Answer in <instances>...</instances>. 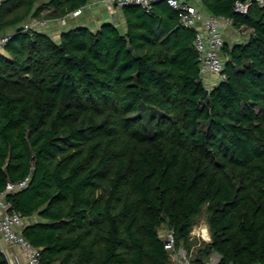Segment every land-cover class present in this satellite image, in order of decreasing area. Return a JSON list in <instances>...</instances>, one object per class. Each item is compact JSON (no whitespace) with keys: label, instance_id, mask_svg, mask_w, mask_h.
<instances>
[{"label":"trees","instance_id":"trees-1","mask_svg":"<svg viewBox=\"0 0 264 264\" xmlns=\"http://www.w3.org/2000/svg\"><path fill=\"white\" fill-rule=\"evenodd\" d=\"M87 1L0 0V191L29 177L5 195L38 217L23 236L44 264H175L160 228L188 251L205 207L195 264H264V2L198 0L250 29L209 88L195 28L166 1L120 7L123 28L24 29Z\"/></svg>","mask_w":264,"mask_h":264},{"label":"built area","instance_id":"built-area-1","mask_svg":"<svg viewBox=\"0 0 264 264\" xmlns=\"http://www.w3.org/2000/svg\"><path fill=\"white\" fill-rule=\"evenodd\" d=\"M160 1H166L170 7L177 11L180 24L195 28L194 46L200 62V71L206 74H216L218 78L224 79L221 49L225 43L224 32L233 27L231 18L206 13L200 6H196L189 0H105L104 2L113 8L134 4L149 12L155 3ZM252 1L237 0L234 10L239 13H246ZM256 1L260 4L264 2V0ZM81 9L78 8L70 14L76 16L81 12ZM46 23L47 20H29L24 24V29L44 26ZM7 40L6 35L0 36V52L3 51V46ZM28 182V176L16 182L7 181L4 190L0 191V238L5 242L17 244L25 253L28 264H44L40 260L39 249L33 247L22 234L23 217L18 212L9 211L10 204L5 199L6 194L23 189ZM209 241L210 239L206 242ZM164 245L167 250L175 252V240L172 231L164 238ZM174 259L176 264H195L193 262L194 257L186 249L179 250ZM205 264H219L218 254L215 253L214 258Z\"/></svg>","mask_w":264,"mask_h":264},{"label":"crops","instance_id":"crops-1","mask_svg":"<svg viewBox=\"0 0 264 264\" xmlns=\"http://www.w3.org/2000/svg\"><path fill=\"white\" fill-rule=\"evenodd\" d=\"M104 1L105 0H88L87 3L82 7L81 12L79 13H82L80 16L79 14L76 16L68 14L66 17L61 19H51L44 17L42 18V20H47V23L44 25V29L50 34L53 35L55 33L54 35H56L61 30H69L80 25L88 27L91 30L98 29V27L105 22H112L119 26L113 20L115 17L119 16L122 20V23L124 22V18L120 9L107 6ZM190 2H192L196 6H200L198 4V0H191ZM50 12V10H44L42 12V15L44 16L46 14H49ZM33 19L35 18H32L30 20ZM236 31L237 30L233 27L227 29L224 32L225 41L230 43L234 41H239V37ZM215 82V75H206L205 84L207 87H212ZM37 219L38 217L36 215H33L28 218H23V227L24 224H30L36 221ZM0 252L7 260L8 264H28L25 253L17 244H14L12 242H5L0 238Z\"/></svg>","mask_w":264,"mask_h":264},{"label":"rangeland","instance_id":"rangeland-1","mask_svg":"<svg viewBox=\"0 0 264 264\" xmlns=\"http://www.w3.org/2000/svg\"><path fill=\"white\" fill-rule=\"evenodd\" d=\"M81 14H79V16ZM119 18L120 17L117 16L114 18L113 21L115 23H117L120 26V28H123L124 25L122 23L121 18L120 19ZM249 32H250V29L246 28V27H243L242 29H238L236 31V33L239 37L238 40L243 39L245 37V35H247ZM55 36H56V39H58V36L57 35H55ZM213 75H215V77H217L216 74H213ZM206 218H207V213H206V209L204 207L203 211L194 219V223H193V226H192L191 231H190V242H189L188 253H190L192 257H195L197 248L203 246V244L207 240L210 239V231H209L208 224L206 223ZM169 232H170V230H168L166 225H163L160 228V234L163 238H166ZM174 247H175V252H173V259L175 258V254L178 253L179 250L184 249L183 246H179V247L174 246ZM213 255L210 257V259L214 258ZM174 262L176 264L175 259H174Z\"/></svg>","mask_w":264,"mask_h":264},{"label":"water","instance_id":"water-1","mask_svg":"<svg viewBox=\"0 0 264 264\" xmlns=\"http://www.w3.org/2000/svg\"><path fill=\"white\" fill-rule=\"evenodd\" d=\"M131 46L128 47V50H131ZM134 57H138V54L137 53H134Z\"/></svg>","mask_w":264,"mask_h":264}]
</instances>
